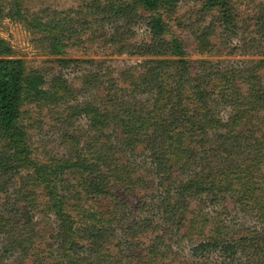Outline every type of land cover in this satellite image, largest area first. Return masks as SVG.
Listing matches in <instances>:
<instances>
[{
    "label": "rangeland",
    "instance_id": "1",
    "mask_svg": "<svg viewBox=\"0 0 264 264\" xmlns=\"http://www.w3.org/2000/svg\"><path fill=\"white\" fill-rule=\"evenodd\" d=\"M229 1L238 22L232 26L207 0L162 4V37L186 51V64L176 71L157 66L158 59H177L169 53L137 52L154 38L149 12L137 0H0V38L28 72L44 75L48 91L42 98L24 95L19 125L25 151L17 156L18 170H0V264H264V0ZM149 68L153 80L138 83ZM225 82L234 99L223 95ZM164 83L184 89L187 115L196 108L198 119L212 120L197 127L196 138L167 140L174 160L181 157L171 172L176 183L168 187L154 173L146 142L127 147L120 129L119 138L109 137L113 123L96 131L90 114L78 112L121 101L152 109L156 87ZM233 116L235 132L250 135L253 153L246 144L217 147L213 134L226 132ZM218 119L223 124L214 125ZM9 146L0 135V153ZM100 168L111 178L110 192L94 195L85 180ZM202 168L225 174L217 172L218 188L188 196L173 223L168 204L174 186L182 181L183 187ZM60 207L70 218V237L84 248L64 242ZM147 219L150 226L134 235L138 246L122 245L129 232L122 221ZM109 227H118L111 241L89 250L88 229ZM223 235L240 243L234 257L225 259L219 250L193 255L197 244Z\"/></svg>",
    "mask_w": 264,
    "mask_h": 264
},
{
    "label": "trees",
    "instance_id": "2",
    "mask_svg": "<svg viewBox=\"0 0 264 264\" xmlns=\"http://www.w3.org/2000/svg\"><path fill=\"white\" fill-rule=\"evenodd\" d=\"M170 1L171 0H137L138 4L149 12L147 24L154 37L150 43H146L139 47L138 49L140 50H137V52L143 55L150 53H169L177 59L172 61L170 59H158L157 66L162 70L169 67V69L172 68V70L177 71L179 65L186 64V51L179 41H168L162 37L166 30V23L161 11V6ZM207 2L222 10V18L224 22L228 23L227 26L238 23H236L233 17L236 12L229 0H207ZM262 29V35H264V19L262 20ZM64 61L65 63L62 64L66 66L69 64L68 61L70 60L65 59ZM151 76H154V71L152 68H149L141 78L137 79L138 83L143 82V84H150L149 82L154 78L151 79ZM44 84V75L38 70L28 72L23 60L15 57L12 48L7 46L0 38V135L7 138L10 145L6 151L0 153V170L4 173L10 172V170L14 168L18 170L19 166L16 161V159H18L17 156L25 151L23 147L24 131H22L19 125L22 117L21 108L23 97L26 93H29L34 98L44 97L45 94L48 93ZM173 86L174 85L164 83L156 87V97L152 109L141 101H121L112 105L111 109H102L96 106L93 107L92 105L87 107V109L86 107L81 110L78 109V112L84 111L90 114L91 126L96 131H101L104 127H107L108 124L113 123L114 131L109 137L116 135L115 138H119L120 136L117 130L120 129V134L124 135V137L121 138H125L122 141L123 145L127 142L128 144L125 145L127 147H131V143L133 145L138 141L146 142L148 144L146 149L148 158L150 164H152L154 173L160 177V184L165 183L167 187L171 182L174 184L176 183V181H171L173 178L171 172L174 164L181 160V157L177 161L174 160L173 151L168 147L166 143L167 140L177 142L182 136L186 138H196L195 134L197 127L202 128L210 124L212 125V120H208L206 123L198 119L201 112L196 108L192 115H187L185 111L189 105L183 102L184 98L182 94H185L184 89H179V85L178 87ZM229 87L230 86L225 82L222 93L227 98L234 99L235 96L227 92ZM228 94L230 97H228ZM193 95L189 93V96ZM199 97H202V93H200ZM251 97L252 94L250 95V98ZM237 101L238 99L236 98L234 102ZM203 116L209 117V111ZM235 119L236 117L233 116L230 122L227 123L228 130L226 132L213 134L217 147L227 143L235 147H242L246 144V146H251V151L253 153L255 145L251 143L250 135H243L242 132H235ZM220 122L221 119H218L213 121V124L216 125ZM197 123H199V125ZM149 128H154V130L150 133H143L142 129L147 130ZM180 129L186 130V133H183ZM204 139L208 140L203 136L202 140ZM196 140L197 139H194L193 142ZM27 160H29L30 165L35 168L36 173L40 172V166L31 161L28 157ZM87 168L88 167H86V169ZM203 170L204 168L196 171L190 179L184 181L183 187L181 186L182 181L174 186V189L176 188L177 190V193L174 195L175 200H172L168 204L171 206L170 216L173 219V223L178 222L176 217L181 207L186 203L188 196H192V194H201L209 188V190L216 187L218 188L217 172L219 175L225 174V169H215V172L212 174L206 173ZM107 173V171L105 173L101 168L97 172L93 170L89 171L88 175L91 177L85 180V182L90 193L94 195L109 194V180H111V178ZM172 188H169L168 192H170ZM254 191H256V189ZM252 194L251 187H246L243 190L244 197H249ZM57 213L58 217L61 219L60 224H62V227L60 231L64 233V242H69L70 248L73 249L76 246L84 248L86 244L77 245L79 241L70 237L69 230H71L72 224L70 223L68 214L61 207L58 209ZM122 222H124L125 228L129 229V232H125V234L127 233L128 235L127 242L123 240L121 244L125 245L127 249H131L138 246L134 243V235L147 228V226H150L151 220L137 221L135 224H127L126 221ZM124 226L122 225L123 228ZM117 230L118 227L88 229L86 237L90 240L89 244H87L89 250H100L103 244H107L111 241ZM225 236L226 235H223L219 238L217 237L215 239L200 242L194 247L193 255L204 256V254L208 252L219 250V252L225 256V259L234 257L239 250L240 243L226 239L224 238ZM161 237H167V231L165 229L162 231ZM128 256L130 259L134 257L130 253ZM85 260L87 262L88 257H86ZM66 264L73 263L67 262ZM92 264L101 263L96 259V262Z\"/></svg>",
    "mask_w": 264,
    "mask_h": 264
}]
</instances>
